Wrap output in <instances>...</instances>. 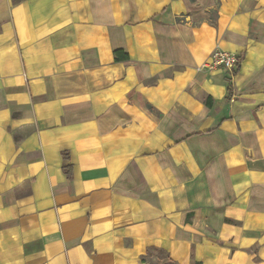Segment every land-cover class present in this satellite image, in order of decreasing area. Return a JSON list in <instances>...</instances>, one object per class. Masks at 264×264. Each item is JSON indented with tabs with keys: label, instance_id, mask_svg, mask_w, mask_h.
I'll use <instances>...</instances> for the list:
<instances>
[{
	"label": "crops",
	"instance_id": "1",
	"mask_svg": "<svg viewBox=\"0 0 264 264\" xmlns=\"http://www.w3.org/2000/svg\"><path fill=\"white\" fill-rule=\"evenodd\" d=\"M0 264H264V0H0Z\"/></svg>",
	"mask_w": 264,
	"mask_h": 264
},
{
	"label": "built area",
	"instance_id": "2",
	"mask_svg": "<svg viewBox=\"0 0 264 264\" xmlns=\"http://www.w3.org/2000/svg\"><path fill=\"white\" fill-rule=\"evenodd\" d=\"M239 63V56L235 53H230L220 49H214L210 57L204 61L201 68L214 69L222 67L228 70L234 69Z\"/></svg>",
	"mask_w": 264,
	"mask_h": 264
},
{
	"label": "trees",
	"instance_id": "3",
	"mask_svg": "<svg viewBox=\"0 0 264 264\" xmlns=\"http://www.w3.org/2000/svg\"><path fill=\"white\" fill-rule=\"evenodd\" d=\"M116 54V58H127V55H124V56H119V52H116L115 53ZM240 61H241V57L239 56V63H240ZM239 63H238V65L233 69V72H235L236 71V69L238 68V66H239ZM227 89H228V91L230 90V85L228 84L227 85ZM206 103H208V100L206 99ZM157 255L159 256V255H162V251H158L157 252ZM141 261L142 262H146V256H141Z\"/></svg>",
	"mask_w": 264,
	"mask_h": 264
}]
</instances>
